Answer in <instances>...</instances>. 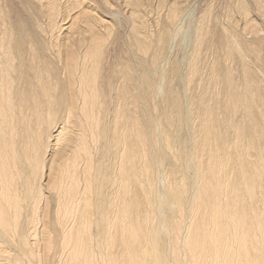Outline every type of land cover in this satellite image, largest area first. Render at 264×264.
<instances>
[{
	"label": "bare ground",
	"instance_id": "obj_1",
	"mask_svg": "<svg viewBox=\"0 0 264 264\" xmlns=\"http://www.w3.org/2000/svg\"><path fill=\"white\" fill-rule=\"evenodd\" d=\"M179 17L172 7L170 24ZM87 18L63 34V17L51 19L42 44L0 32V264H264V78L247 60L257 49L227 41L241 82L210 72L221 106L206 90L185 107L170 89L152 116L138 89L154 91L161 52L141 80L138 63L105 75L109 33Z\"/></svg>",
	"mask_w": 264,
	"mask_h": 264
},
{
	"label": "rangeland",
	"instance_id": "obj_2",
	"mask_svg": "<svg viewBox=\"0 0 264 264\" xmlns=\"http://www.w3.org/2000/svg\"><path fill=\"white\" fill-rule=\"evenodd\" d=\"M172 7L180 15L175 24L168 21ZM76 13L81 14L78 16ZM62 17L59 24L63 26L58 31L56 29L59 34L66 32L64 27L70 21H75V28H82L79 22L83 23L87 17L92 21L102 18H99L102 20L100 30L109 33L103 64L105 75L113 77L111 72L114 68L129 62L132 67L138 63L134 71L140 78L144 71L143 63L149 61L154 52H161L151 67L154 91L145 96V92L138 89L139 100L152 116L168 108L170 89L177 92L185 107L191 106L192 98L208 93L211 102L221 106L217 101L226 98L223 92L216 93L217 87L210 83V72L220 67L217 73L223 74L228 67L238 83L241 82L240 61L235 53L226 52L229 38L240 42V46L245 43L257 49V54L249 52L252 56H247V60L258 77L264 78V0H0V32L7 29L15 37L31 36L38 44L46 39L50 20ZM164 31L169 35L167 33L162 50L158 42L161 36H165ZM134 34L139 38L140 48L133 45ZM197 36H200V44L195 51ZM143 43L145 49L141 48ZM195 53L198 55L197 72L193 75L189 73L188 65ZM177 63L181 73L176 76L172 70ZM138 83L136 81V85ZM206 90L210 92L204 93ZM138 111H144L142 104H138ZM182 132V144L187 146L190 134L185 128ZM160 165L161 168L166 167L165 163Z\"/></svg>",
	"mask_w": 264,
	"mask_h": 264
}]
</instances>
